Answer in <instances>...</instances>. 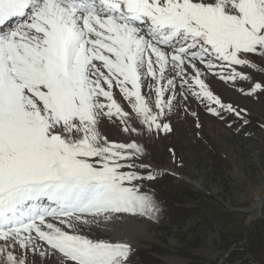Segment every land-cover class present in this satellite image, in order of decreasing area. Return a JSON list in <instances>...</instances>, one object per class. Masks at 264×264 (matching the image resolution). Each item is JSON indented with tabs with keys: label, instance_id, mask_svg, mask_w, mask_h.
<instances>
[{
	"label": "snow or ice",
	"instance_id": "obj_1",
	"mask_svg": "<svg viewBox=\"0 0 264 264\" xmlns=\"http://www.w3.org/2000/svg\"><path fill=\"white\" fill-rule=\"evenodd\" d=\"M210 79L264 94V0H0V264H132L171 172L145 137L248 123Z\"/></svg>",
	"mask_w": 264,
	"mask_h": 264
},
{
	"label": "rangeland",
	"instance_id": "obj_2",
	"mask_svg": "<svg viewBox=\"0 0 264 264\" xmlns=\"http://www.w3.org/2000/svg\"><path fill=\"white\" fill-rule=\"evenodd\" d=\"M208 83L226 102L246 108L248 123L237 132L239 121L228 117L229 127L194 103L199 129L187 116L173 120L171 134L145 137L152 162L171 172L150 185L163 210L159 221L118 225L116 235L134 243L132 264H264V94L252 98L218 79Z\"/></svg>",
	"mask_w": 264,
	"mask_h": 264
},
{
	"label": "bare ground",
	"instance_id": "obj_3",
	"mask_svg": "<svg viewBox=\"0 0 264 264\" xmlns=\"http://www.w3.org/2000/svg\"><path fill=\"white\" fill-rule=\"evenodd\" d=\"M260 202H261V200H257V203H256L257 208H258V206H260Z\"/></svg>",
	"mask_w": 264,
	"mask_h": 264
}]
</instances>
